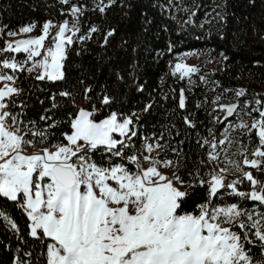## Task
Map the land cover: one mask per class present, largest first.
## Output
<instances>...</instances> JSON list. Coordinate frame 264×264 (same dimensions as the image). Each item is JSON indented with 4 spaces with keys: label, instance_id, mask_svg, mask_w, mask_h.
<instances>
[{
    "label": "trees",
    "instance_id": "trees-1",
    "mask_svg": "<svg viewBox=\"0 0 264 264\" xmlns=\"http://www.w3.org/2000/svg\"><path fill=\"white\" fill-rule=\"evenodd\" d=\"M99 6H106L105 11H99ZM72 7L81 9L74 21L79 31L74 43L66 45L62 80H38L25 67L15 72L3 67L4 60L21 62L26 57L25 52L4 51L7 34L34 25L40 35L45 23L70 19ZM92 28L97 31L90 32ZM109 32L113 34L108 36ZM89 34L90 38L80 39ZM192 51L218 59V64L192 75L193 85L187 90V79L173 73V60ZM0 73L14 76L15 88L20 90L4 102L5 111L19 121L16 125L24 131L25 140L52 149L68 143L66 136L72 133L71 122L80 109L92 112L95 122L116 113L120 122L132 121L127 135L114 137L127 147L117 145L111 152L98 147L89 154L92 162L100 167L121 164L132 171L135 167L127 159L137 156L141 140L157 142L164 147L163 153L174 151L171 157L179 160L177 176L188 185L183 212L199 214L202 204H235L264 212V205L228 193L226 188L209 198L208 184L201 186L199 181H208L216 165L207 148L194 140L196 136L216 138L227 123L237 120L234 114L222 121L220 107L231 104H226L230 98H235L237 109L244 103L254 106V117L264 110V0H103L102 5L101 0H70L67 4L61 0H0ZM203 84L215 94L204 92ZM240 90L244 95L238 97ZM62 92L70 95L62 96ZM105 97L110 103H103ZM33 133H44V138ZM249 137L259 144L254 133ZM117 150L123 155H113ZM261 169L253 176L264 183V164ZM236 187L249 193L252 185L242 180ZM0 211L19 229H12L0 217V264H16L17 258L22 264H47L46 245L51 241L30 236L31 222L19 204L0 197ZM232 229L243 236L237 226ZM244 231L253 241H243L253 262L264 261V245L253 229Z\"/></svg>",
    "mask_w": 264,
    "mask_h": 264
},
{
    "label": "snow or ice",
    "instance_id": "snow-or-ice-1",
    "mask_svg": "<svg viewBox=\"0 0 264 264\" xmlns=\"http://www.w3.org/2000/svg\"><path fill=\"white\" fill-rule=\"evenodd\" d=\"M61 2L67 4L69 0ZM105 7L99 6V11L104 12ZM71 12L76 16L81 9L72 7ZM51 27L54 26L50 22L45 23L42 35L18 40L15 47L9 43L4 49L25 52L28 61L40 57L43 49L46 52L43 59L27 69L28 72L37 70L38 80L58 81L64 78L62 62L66 59V45L74 43L72 36L66 33L71 31L76 35L79 31L75 25L69 28L65 22L52 37L54 46L45 49L44 41L49 37ZM33 28L34 25L24 27L21 32L29 33ZM96 31V28L90 30ZM112 34L109 32L108 36ZM88 38L90 34L80 37L81 40ZM2 63L4 68L14 72L18 68L24 70L15 61L4 60ZM175 70L182 73L181 78L198 71L183 63L176 64ZM0 81L14 82V77L0 73ZM19 92L8 83L0 88V197L17 202L24 210L31 222V237L51 241L46 245L47 264H254L248 254L250 250H246L243 243L245 240L253 243L244 231L249 225L240 217L247 216L251 228L255 229V237L264 245L261 219L254 220L252 214L241 211L235 204L211 211L208 204H202L198 205L199 214L183 212V198L187 193L180 191L173 180L158 170L156 165L161 162L150 155L144 157L150 162L147 168L141 167L138 157H128L136 165L134 172L121 164L100 167L88 158V151L99 146H105L110 152L117 145L127 147L123 140L114 139L113 133L127 135L131 131V119L120 122L117 114L112 113L108 119L97 123L91 119L92 112L80 109L71 122L73 131L66 136L67 144L54 145L55 151L43 148L31 155L25 154L23 145L33 142L19 135V128L11 130L19 121L5 111L7 104L4 102L6 97ZM61 95L69 96L70 93L62 92ZM237 95H244V91L240 90ZM103 103L110 101L105 97ZM180 107H185L183 93ZM235 107L226 106L229 116ZM260 117L251 125L259 139V146L252 154L257 158H245L243 161L257 170L264 164V111L260 112ZM239 127L247 128L248 125ZM33 134L44 138V133ZM131 134L135 135V132ZM216 147V143L211 144V160L218 158ZM146 150L151 153L153 145H146ZM113 155L122 156L123 153L117 150ZM171 163L164 161L163 165L169 167ZM234 166L239 169V164ZM240 170L252 185L250 193L238 191L236 185L241 182L239 180L225 184L227 168L211 173L210 180L201 179L199 183L201 186L208 184L209 198L215 197L220 189L227 188L235 195L264 204V183L255 179L252 172ZM257 186L259 190H256ZM0 217L8 220L12 229L19 231L16 223L2 211ZM225 223L236 224L243 236L232 227H224ZM16 264H22L19 258ZM256 264H264V261Z\"/></svg>",
    "mask_w": 264,
    "mask_h": 264
},
{
    "label": "rangeland",
    "instance_id": "rangeland-1",
    "mask_svg": "<svg viewBox=\"0 0 264 264\" xmlns=\"http://www.w3.org/2000/svg\"><path fill=\"white\" fill-rule=\"evenodd\" d=\"M74 21H75V16H73L71 13L70 19H66L65 21H63L60 24H52L54 27H51L49 29V37L44 41L45 49L48 47L54 46V41H53L52 37L55 36V34L59 30V27L62 24L67 22L69 25V28H72L73 25L76 26ZM30 26H32V25H30ZM26 27H28V26H26ZM42 33H43V27H42V32L40 35H42ZM40 35L36 34L35 26H34L33 30L29 33H23V32H21V29H20L18 32H16V35H10V34L6 35V47L9 43H12L13 47H15L16 46L15 42L18 40L34 39ZM66 35L72 36V39L76 38V35H72L71 31L67 32ZM45 54H46V52L42 49L40 57H34L33 60L28 61L27 60V53H26V57L21 62H16V63L21 65L22 67H25L27 70L28 68L32 67L34 62H37V61L43 59V56ZM25 61H27V63H25ZM178 63H183L185 65L192 66V67H195L198 69L197 72L191 73L189 76L183 77V78L187 79V90H189L193 85V81L191 80V76L198 73L202 69H205V70L215 69L217 67V64H218V59H210L203 52H196V51L185 52V53H182L180 55H176L174 57V60H173V73L182 77V73L175 70V65ZM18 69H20V68H18ZM29 73L33 74L35 77H37V75L39 74V72L37 70H33L32 72H29ZM5 83H8L10 86L15 87V84H16L15 83V77H14V82L0 81V88H3ZM204 86H205L204 92H206L207 94H212V93H213V95L215 94L212 91V89L209 88L206 84H203V87ZM237 96L239 97L240 95H237ZM234 99L233 98L228 99L226 104L227 103H235ZM254 108L255 107L252 106L250 103H244L240 107V109H237V111L235 112L237 120L227 123L225 125V127L223 128V130L219 133L218 137L214 138L212 136H209V137H206L205 139H201L199 136H196L194 139L196 142H200L201 146H205L207 148L208 157H209V153L213 152V149L211 148V144L216 143L217 147L215 149V154H218V158L215 160H212V161L216 165L215 166L216 172H219V170L221 168H227L228 169V171L225 173L226 179H228L227 181H225V184L233 182V181H237V180H239V181L245 180L246 181L247 179H245L243 177V173L240 169H242L243 172H252V174H254V172L256 174H259L262 172V169H260V170L253 169L250 166L245 165L243 163L245 158H247L249 160L257 158V157H254L252 154L257 149L259 144L258 143L254 144L252 138L249 137V135L251 133H254L256 135V130L251 129L252 123L254 121L261 119L260 113H259L258 117L253 116L252 113L254 111ZM262 111H264V110H262ZM100 122H97V123H100ZM241 124L248 125V127L247 128L239 127V125H241ZM16 128H19V127L16 125L11 130L15 131ZM19 129H20V131L18 134L23 136L24 131L21 128H19ZM250 129H251V131H250ZM115 135L123 137L120 135L119 132L113 133V138L115 137ZM27 141H30V140H27ZM204 141H208V143L205 144ZM221 141H224V143L221 144L220 143ZM32 142L33 143L31 145H29V144L23 145V152L25 154L31 155L35 152L41 151L44 148L39 142H34V141H32ZM81 143H83V142H81ZM148 144H151V143H147L143 139L140 142V147H139V150L137 152L136 157H138L139 164L141 165V167L147 168L150 166V162L146 161L144 159L145 156L150 155L152 158L159 160L161 163L156 165L158 170L161 171L162 173H164L166 176H168L169 179L173 180V184L175 187L179 188L180 191L185 192L188 185L181 183L179 180L176 179L177 171L179 168V160L171 157V154H173L174 151L172 153L171 152L163 153L164 147L161 146L159 143L155 142V143H152L154 150L151 153H149L146 150V145H148ZM157 144L160 145V147H155ZM99 147H105V146H99ZM50 150L55 151L56 149L52 148ZM160 154H164L162 156V158L159 157ZM88 158L90 159L89 154H88ZM127 161L135 167V169L132 171L133 172L136 171V165L133 164L129 159H127ZM164 161H171L172 162L171 166L164 167V165H163ZM229 161H231L233 163L230 164ZM234 164H239V169H237L234 166ZM210 178L211 177H209V180H210ZM256 179L258 181H261L260 178H256ZM110 183L114 184V182H112V181H110ZM240 183H238V184H240ZM251 191H252V188L249 191V193ZM227 192L233 193L231 189H227ZM259 204H261V203L259 202ZM261 205H264V204H261ZM228 206H230V205H217L214 207H209V211H211L214 208H221V207H228ZM240 210L243 212L252 214L254 220L255 219H261V223L264 224V218H262V217H264L263 211L257 210L256 207H253L249 210H246L243 208ZM240 220H243L246 224L249 225L248 228H251V226H250L251 222L247 220V216L240 217ZM236 223L238 224L239 220ZM223 226L224 227H234V226H236V224L229 225V224L225 223V224H223ZM251 229H253V228H251ZM253 231L255 233V229H253ZM254 264H256V262Z\"/></svg>",
    "mask_w": 264,
    "mask_h": 264
},
{
    "label": "water",
    "instance_id": "water-1",
    "mask_svg": "<svg viewBox=\"0 0 264 264\" xmlns=\"http://www.w3.org/2000/svg\"><path fill=\"white\" fill-rule=\"evenodd\" d=\"M179 104H180V101H179ZM233 105H235L236 107H235V109H234V111H233V113H232V115H228L227 114V111H226V106H233ZM181 108V107H180ZM237 108H238V103H231V104H227V105H223V106H221L220 107V111H222L224 114H223V117H222V121L224 122V121H227V120H229L230 118H232L233 116H234V114H235V112L237 111ZM181 109H183V108H181Z\"/></svg>",
    "mask_w": 264,
    "mask_h": 264
},
{
    "label": "built area",
    "instance_id": "built-area-1",
    "mask_svg": "<svg viewBox=\"0 0 264 264\" xmlns=\"http://www.w3.org/2000/svg\"><path fill=\"white\" fill-rule=\"evenodd\" d=\"M96 150V149H95ZM95 150H89L88 151V154H90V153H92L93 151H95ZM256 190H259V186H257V189ZM252 191H253V188H252Z\"/></svg>",
    "mask_w": 264,
    "mask_h": 264
}]
</instances>
